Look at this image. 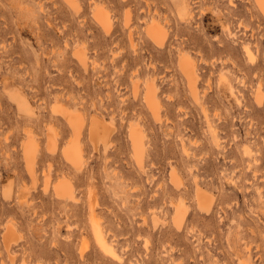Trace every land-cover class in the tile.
<instances>
[{
	"label": "rangeland",
	"instance_id": "rangeland-1",
	"mask_svg": "<svg viewBox=\"0 0 264 264\" xmlns=\"http://www.w3.org/2000/svg\"><path fill=\"white\" fill-rule=\"evenodd\" d=\"M180 57L194 65L195 97ZM92 118L107 134L94 141ZM91 215L116 257L96 244ZM0 264H264V16L254 0H0Z\"/></svg>",
	"mask_w": 264,
	"mask_h": 264
},
{
	"label": "bare ground",
	"instance_id": "bare-ground-1",
	"mask_svg": "<svg viewBox=\"0 0 264 264\" xmlns=\"http://www.w3.org/2000/svg\"><path fill=\"white\" fill-rule=\"evenodd\" d=\"M254 1L256 3V6L258 7L259 11L264 16V0H254ZM103 10H102V8L97 9L94 15H95L96 19L99 21L102 28L105 31H108L110 28L109 13H108V11L106 12V10L105 11H103ZM148 33H149L151 39L153 40L154 44L158 48H162L164 46L166 34L164 33V31L162 30V28L158 24H153L152 26L148 27ZM244 53L246 54V56L249 59V61L251 62V64H253L254 58H253V55L250 53L249 48L247 46H244ZM78 60H79L80 64L85 65L86 60H85V57L83 54H80V56L78 57ZM180 60H182L180 65H179L180 69L184 73V75L186 76L185 78L187 81V85L190 89L192 96L195 97L196 96V85L195 84L197 81V77L194 76V74H193L194 73V65L190 60L184 59V57H180ZM252 68L255 69L256 66H252ZM258 86H260V83L258 84ZM145 89H146L145 98H144L145 103L148 104L151 109L154 108L153 111L155 110V112L158 113V104H157V102H155V93H154L153 86L151 84H148L145 86ZM262 98H263V96H262L261 92L259 90H257L254 94L255 102L257 104H260ZM77 120H79V119H77ZM78 122L70 124V125H72L73 130L77 131V132H79L80 127H81V123H78ZM100 128L103 131V127H101V125L99 124L97 119L92 118L91 123H90V127H89L90 139L92 141L96 140L97 136L95 133L98 130L100 131ZM98 132H97V134H98ZM102 133H104V131ZM54 134H55V132H54ZM106 135L104 133V136H106ZM104 136L102 135V137H101V140H103L101 142V144L103 146H104V144H107L104 140ZM130 140H131V144H132V148H133L134 159L140 163L142 161V155H143V151H144V147H143L144 140H143V134L138 127L135 126V127H132L130 129ZM33 150H34V144L32 143L31 138L29 137V138H27V141L25 142V145H24V153H25V155H29V154L33 153ZM70 150H71V148H70ZM69 153H67V154L69 155V157H71V159H72V156H71L72 154H73V158L75 156V158L77 159L76 153L75 154L74 153L69 154ZM65 155H66V153H65ZM78 160H79V158H78ZM174 183L176 184L175 180H174ZM62 188L63 187L61 186V190H62ZM64 191L66 192L67 188H64ZM201 194H202V192L200 190H197L198 200L200 199ZM198 202H199L200 209L203 210V205L200 203V201H198ZM173 206L176 209L175 210L176 211V217L174 219V221H175L174 224L177 225V227H179L182 224V220L185 216V213H183V211L181 210L182 207H180V204L177 203ZM90 228H91V231L93 234V238H94L96 244L98 245V247L105 254L109 255L110 257H116L112 244L110 242H108L107 239L105 238L99 223L95 220L94 215L90 216Z\"/></svg>",
	"mask_w": 264,
	"mask_h": 264
}]
</instances>
